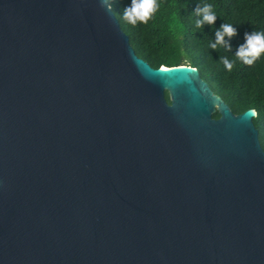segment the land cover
Wrapping results in <instances>:
<instances>
[{
	"label": "water",
	"instance_id": "water-1",
	"mask_svg": "<svg viewBox=\"0 0 264 264\" xmlns=\"http://www.w3.org/2000/svg\"><path fill=\"white\" fill-rule=\"evenodd\" d=\"M255 116L106 0H0V264H264Z\"/></svg>",
	"mask_w": 264,
	"mask_h": 264
},
{
	"label": "trees",
	"instance_id": "trees-1",
	"mask_svg": "<svg viewBox=\"0 0 264 264\" xmlns=\"http://www.w3.org/2000/svg\"><path fill=\"white\" fill-rule=\"evenodd\" d=\"M106 1L138 58L152 68H196L234 114L254 109L253 124L264 147V54L252 66L235 56L238 46L245 43V33L264 32V0H158L160 7L154 17L147 24L135 26L123 19V10L131 0ZM206 4L212 6L216 23L197 28L196 21L202 17L195 14L196 8ZM224 23L237 30L229 41L231 51L219 45L213 50L210 45L215 42V32ZM223 58L234 62L231 71L224 66ZM213 117L218 118V114Z\"/></svg>",
	"mask_w": 264,
	"mask_h": 264
},
{
	"label": "clouds",
	"instance_id": "clouds-1",
	"mask_svg": "<svg viewBox=\"0 0 264 264\" xmlns=\"http://www.w3.org/2000/svg\"><path fill=\"white\" fill-rule=\"evenodd\" d=\"M158 0H131L130 6L123 10V19L129 24L135 26L138 23L147 24L151 20L156 12L159 10ZM195 14L202 17L196 21L197 28H203L205 24L215 25L217 16L212 11L211 5L198 6ZM237 35L236 28L228 23L221 25L219 30L215 32V42L210 45L213 50L217 49V46H221L228 51H231L230 40ZM227 37V39H226ZM264 54V32H252L251 34L245 33V43L238 46L235 53L236 58L242 61L243 64L252 66L261 55ZM224 66L231 71L233 68V61H229L227 58H223ZM195 71V69H193ZM253 111H255L253 109Z\"/></svg>",
	"mask_w": 264,
	"mask_h": 264
},
{
	"label": "flooded vegetation",
	"instance_id": "flooded-vegetation-1",
	"mask_svg": "<svg viewBox=\"0 0 264 264\" xmlns=\"http://www.w3.org/2000/svg\"><path fill=\"white\" fill-rule=\"evenodd\" d=\"M260 143V142H259ZM260 146H261V148H262V151L264 152V147L261 145V143H260Z\"/></svg>",
	"mask_w": 264,
	"mask_h": 264
}]
</instances>
